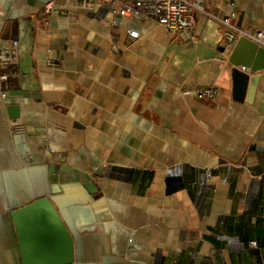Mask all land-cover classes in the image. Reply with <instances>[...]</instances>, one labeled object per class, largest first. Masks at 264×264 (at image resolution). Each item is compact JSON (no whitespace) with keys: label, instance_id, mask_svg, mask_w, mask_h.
Returning <instances> with one entry per match:
<instances>
[{"label":"crops","instance_id":"crops-1","mask_svg":"<svg viewBox=\"0 0 264 264\" xmlns=\"http://www.w3.org/2000/svg\"><path fill=\"white\" fill-rule=\"evenodd\" d=\"M228 1L201 0L184 39L91 0H0V38L19 42L0 81V264H24L14 212L44 196L73 261L45 244L27 264H264V69L235 99ZM238 4L264 30V0Z\"/></svg>","mask_w":264,"mask_h":264},{"label":"built area","instance_id":"built-area-1","mask_svg":"<svg viewBox=\"0 0 264 264\" xmlns=\"http://www.w3.org/2000/svg\"><path fill=\"white\" fill-rule=\"evenodd\" d=\"M60 0H51L47 5L46 11L52 13L61 10ZM94 5L107 6L109 11L116 17L113 23L118 25L119 16L131 18H145L153 20L164 26L171 33L188 38L189 31L194 25V13L204 11L201 0H91ZM238 0L228 1V11L223 16L215 17L224 35L222 50L220 52L224 63H229V58L235 44L241 39L246 38L257 45L264 47V30H252L240 27L235 23L238 15ZM129 36H136L137 33L128 30ZM18 40L6 41L0 38V81L6 82L10 79L11 69L18 61ZM113 50L118 52L116 45ZM51 66L57 64L50 61ZM3 89V94H6ZM218 91L216 86L202 87L195 91H184V94H194L198 98L212 97ZM24 128L17 126L12 128V132H22ZM98 167V164L95 165ZM206 176H211V169L205 170ZM255 244V242H254Z\"/></svg>","mask_w":264,"mask_h":264},{"label":"water","instance_id":"water-1","mask_svg":"<svg viewBox=\"0 0 264 264\" xmlns=\"http://www.w3.org/2000/svg\"><path fill=\"white\" fill-rule=\"evenodd\" d=\"M244 46L247 51H244ZM230 62L233 65L234 98L239 101L252 102L260 71L264 69V47L246 38H241ZM239 66L248 70H241ZM88 187L93 192L92 186L88 185ZM14 219L24 264H27V260L34 255V252L44 255L43 246L45 244H53L59 248V251L62 250L65 257L64 263L73 261L72 236L52 198L40 197L17 209L14 212ZM52 251L53 248L49 253ZM43 263L39 262V264Z\"/></svg>","mask_w":264,"mask_h":264}]
</instances>
